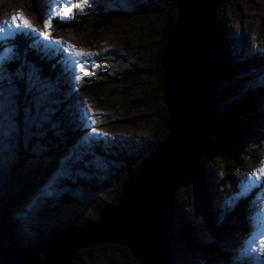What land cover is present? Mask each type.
Masks as SVG:
<instances>
[{"label": "rangeland", "instance_id": "obj_1", "mask_svg": "<svg viewBox=\"0 0 264 264\" xmlns=\"http://www.w3.org/2000/svg\"><path fill=\"white\" fill-rule=\"evenodd\" d=\"M169 2L0 0L3 30L0 31V173L4 176L0 180V206L4 202L18 244L37 243L53 228L73 219L93 220L98 209L114 201L126 174V162L86 155L91 152L93 142L103 145L102 150L106 148L108 153L115 151L119 156L143 160L149 149L166 136L168 128L159 117L164 104L160 97L162 88L154 76L164 20L157 14L142 11L148 5L166 7ZM72 3L80 6L67 16L53 13L54 9L70 7ZM222 3L225 4L223 29L227 35L224 43L250 62L223 81L214 80L212 96L218 105L230 99L228 93L234 97L246 87L264 83V0H222ZM21 12L31 21V29L19 25L17 30V24L11 21L14 14ZM50 14L53 30L50 38H46L40 32L44 31L43 21ZM105 14L117 18L99 27V18ZM84 19L85 23L75 29L57 31L54 27L58 20ZM24 39L30 50L56 64L63 74V87L57 89L38 78L35 68L19 52ZM60 41L94 55L75 56ZM17 61L20 63L15 64ZM81 66L84 72L80 71ZM80 76L83 79L76 78ZM19 84L25 89L26 102L22 101L25 102L22 106L28 107L22 114ZM56 89L66 103L63 114L80 136L75 143L62 142L60 147L49 150L42 148L43 125L57 104ZM254 106L257 117L246 119L244 132L228 141L229 148L236 149L229 151L234 164L228 170L234 167L232 171L226 172L219 156L206 161L202 169L215 225L238 199L252 195L244 222H230L233 225L226 231L212 229L206 206L191 183L180 185L173 197L174 225L177 217L197 224L195 234L215 241L225 255L224 261L213 251L190 248L176 239L169 244L171 263L264 264V177L252 176L264 162V91L259 93ZM137 116L142 117L137 119ZM36 136L41 142L33 139ZM209 137L217 136L211 131ZM224 156L228 157L227 153ZM80 178L85 187L67 183ZM91 184L97 189H89ZM102 245L78 254L69 264H141L125 251Z\"/></svg>", "mask_w": 264, "mask_h": 264}, {"label": "water", "instance_id": "obj_2", "mask_svg": "<svg viewBox=\"0 0 264 264\" xmlns=\"http://www.w3.org/2000/svg\"><path fill=\"white\" fill-rule=\"evenodd\" d=\"M221 2L175 0L176 19L159 59L168 135L122 182L116 204L101 209L97 219L66 223L26 248L6 244L0 221V264H69L77 250L102 244L127 248L141 264H169L174 192L196 170L213 128L210 88L218 62L215 12Z\"/></svg>", "mask_w": 264, "mask_h": 264}, {"label": "trees", "instance_id": "obj_3", "mask_svg": "<svg viewBox=\"0 0 264 264\" xmlns=\"http://www.w3.org/2000/svg\"><path fill=\"white\" fill-rule=\"evenodd\" d=\"M33 9V6H31ZM98 10H102L101 7H97ZM224 9L225 4H221L220 7L215 12L216 17V23H215V34H216V49H217V68H216V76H215V83L217 81H223L227 75L234 74L236 71L243 69L246 66V63L250 60H247L246 58H240L241 55L238 53L232 52V50L227 47L224 43V38L227 36L226 32L223 29V16H224ZM34 11H36L34 9ZM142 12H150L157 14L161 16L164 20V27L162 31V35L160 37V53L158 54V59L156 63V69L154 71V76H156L157 81L159 83L160 90L162 88V84L160 81V74L162 72L159 59L162 55V53L165 50V44H166V34L168 27L175 21L176 19V9H175V0H171L169 4L166 7H162L158 4H152L148 5L144 8ZM105 13V12H103ZM117 18V15L113 14H105L99 18L98 26L101 27L103 25L112 23ZM86 19L84 20H77L73 22H64V21H56L54 24V27L57 29V31H63L66 29H75L78 27V24L85 23ZM23 36V35H21ZM19 52L23 54V59L27 60V62L35 68L37 71V76L39 79L43 81H47V83L52 84L53 86H56L57 89L59 87H63L65 85V81L62 82L61 76L63 75L57 68L56 64H54L52 61L48 60L46 57L37 55L35 51L30 50L28 48L27 39L23 40V44L21 48H19ZM241 59V60H240ZM20 63L19 61L15 62V64ZM22 65V62H21ZM117 78H110V80L114 81ZM51 85V86H52ZM97 86V85H96ZM93 86V87H96ZM100 86V85H99ZM97 86V87H99ZM19 94H18V100L20 107L21 114L24 113L28 107H23L24 103L26 102V98L23 96L25 95V89L24 87L19 84ZM56 89V93H58V97L56 100V105H54L53 112L50 113L49 121L45 122L44 132L42 135V141H44V144H42V148H49V150H54L57 147H60L62 142L67 143L70 141L71 143L76 141L77 137L80 136V132L78 129L72 128L73 126H70L69 118L65 117L64 109L63 107L66 105L64 101V97L60 94L59 90ZM213 88H210L211 92V121L213 123L212 133L216 134V138H210L207 137L206 145L201 153L200 159L197 162V168L194 170L185 180V183H191L193 184L199 194L200 197L206 206V215L207 219L210 223V226L214 230H223L226 231L231 227L230 222L238 221V223H243L245 219V212L250 204V201L252 199V195H247L244 198L238 199L235 206L228 210L223 218L219 221L218 224L215 225V219L213 217V214L210 210V204H209V198L207 197V194L205 192V182L203 180V173L202 169L206 161H209L213 159L215 156H219L224 161V168L227 173H230L234 167H232L230 170L229 167L234 164V162L231 159L229 151L236 149L229 148L228 141L231 138L239 137L240 134H242L247 126L245 123L246 119L256 118L258 113L256 112L255 105V99L258 97L259 93L264 91V83L259 84L258 86H254L253 88L246 87L244 91H240L239 93L233 97L232 93H228L226 96L230 97L229 100L226 102H222V104H219L215 102V97L212 96ZM161 99H163V95L161 94ZM25 101V102H22ZM167 109L165 104L162 105V108L160 110L159 117L163 119V121L166 123V117H167ZM67 115V114H66ZM25 116H20V120ZM252 116V117H251ZM254 116V117H253ZM138 117L142 116H137ZM124 121V120H123ZM128 122L127 120H125ZM56 123V126L51 127L50 123ZM168 132L166 131V136L162 139V141L158 144H154L152 146L148 153L151 154L154 152L167 138ZM35 140H38L41 142V139L39 137L33 138ZM73 143V144H74ZM102 146L100 143L93 142L91 152L86 155H94V156H103V157H109L111 160L120 162L125 161V167H126V174L125 177L121 180L120 186L122 182L127 178L128 175L132 174L139 164L141 163L142 159H139L137 157H132V159H129L131 157L129 156H119L114 154L115 151H112L108 153L106 148L102 150ZM115 149V148H113ZM222 149H225V152L222 151ZM228 155V157H225L224 154ZM122 154V153H121ZM148 154V155H149ZM124 155V154H122ZM147 155V156H148ZM123 157V158H122ZM129 157V158H128ZM84 169H87L86 166H84ZM67 183L70 186L76 187V186H82L85 187V182L82 180V178L76 180V182H73L71 180H68ZM89 189L94 190L97 189L96 185L91 184L89 186ZM119 195V187H118V194L114 197V201L110 202L109 205H115L117 198ZM3 198V197H2ZM108 206V205H107ZM105 206V207H107ZM104 207H101L96 211V217L98 218L99 211L103 209ZM175 209V204H174ZM10 215L7 211V208L4 205V202L0 206V221L3 222V229H2V236L6 241V244L15 246L17 248H26L38 245L42 243L54 230L58 229L59 227L63 226V224H60L53 228L44 238H41L38 240L37 243L34 244H25L21 245L18 244L13 234V229L10 226ZM185 218V217H184ZM184 218L180 219V217H177V223L174 225V221L172 219V226L167 234L168 239L170 240V243L174 242L176 239H181L185 243H187L190 248H201L213 251L216 255L220 256V260L224 261L225 255L220 250V248L217 246V243L215 241H208L206 238L197 236L195 234V230L199 228L197 224H191L188 223V220H185ZM85 220H88L86 218H79V219H73L70 220L71 223L80 225ZM69 223V222H68ZM246 227V224H244ZM102 246H110V247H116L123 252L125 251L127 255L129 254V251L127 248L119 245H111V244H104ZM92 248L88 249H80L75 252V257L78 256V254L82 252L88 253ZM170 254V253H169ZM169 256V255H168ZM76 259V258H75ZM74 260V259H73ZM169 264H173L170 261H168ZM12 264V263H7ZM207 264V263H204ZM218 264V263H216Z\"/></svg>", "mask_w": 264, "mask_h": 264}, {"label": "snow or ice", "instance_id": "obj_4", "mask_svg": "<svg viewBox=\"0 0 264 264\" xmlns=\"http://www.w3.org/2000/svg\"><path fill=\"white\" fill-rule=\"evenodd\" d=\"M79 4L76 3H72L70 7H63L62 9H54L53 13L55 15H63V16H67L72 9L79 7ZM52 16L51 14L49 15L48 18L44 19L43 21V27H44V31L40 32V35L46 37V38H50V32L53 30L52 27V22H51ZM11 21L14 24H17V30H19V25H23L29 29H31L32 23L30 20H28L26 17L23 16V13H18V14H14L11 17ZM5 23H7V21H5ZM0 31H3L2 29H0ZM35 31H40L39 29H35ZM9 35H11V30L9 31ZM60 43L62 44H66L67 50L71 53H73L75 56H91L94 55V53L91 52H85L83 49H79L77 48L75 45H72L70 43L64 42V41H60ZM77 64H79V61H76ZM81 72H84V68L81 66L80 68ZM77 79H83L82 76L80 77H76ZM90 108V106H89ZM93 123H95V120L92 121ZM93 131H95V129H93ZM253 177H264V162H262L261 167L254 173H252Z\"/></svg>", "mask_w": 264, "mask_h": 264}]
</instances>
